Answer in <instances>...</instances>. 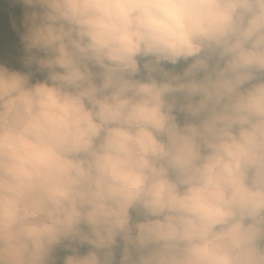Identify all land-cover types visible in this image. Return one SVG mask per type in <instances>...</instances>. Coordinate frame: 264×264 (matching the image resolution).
I'll return each mask as SVG.
<instances>
[{"label":"clouds","instance_id":"clouds-1","mask_svg":"<svg viewBox=\"0 0 264 264\" xmlns=\"http://www.w3.org/2000/svg\"><path fill=\"white\" fill-rule=\"evenodd\" d=\"M14 2L0 264H264V0Z\"/></svg>","mask_w":264,"mask_h":264},{"label":"trees","instance_id":"trees-1","mask_svg":"<svg viewBox=\"0 0 264 264\" xmlns=\"http://www.w3.org/2000/svg\"><path fill=\"white\" fill-rule=\"evenodd\" d=\"M30 11L24 5L15 3L14 0H0V42L2 40H15L20 36H23L25 28L23 26V20L25 13ZM28 56V53L24 45L16 52L15 56L8 62L1 63L8 67L10 70L26 71L29 69L25 67L24 60ZM31 68H35L32 65ZM87 248H82L81 252H86ZM67 253L61 251L60 256Z\"/></svg>","mask_w":264,"mask_h":264},{"label":"rangeland","instance_id":"rangeland-1","mask_svg":"<svg viewBox=\"0 0 264 264\" xmlns=\"http://www.w3.org/2000/svg\"><path fill=\"white\" fill-rule=\"evenodd\" d=\"M21 45H24L22 36L12 41L2 40L0 42V64L10 61L15 56L16 52L21 47ZM29 70L35 71V68H29L23 72H27ZM42 78L43 76L41 74L36 73L35 79H42Z\"/></svg>","mask_w":264,"mask_h":264}]
</instances>
